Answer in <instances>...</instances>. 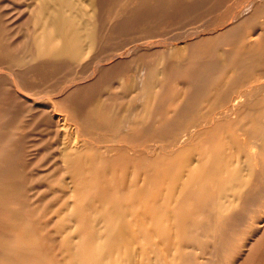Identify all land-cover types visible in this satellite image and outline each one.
I'll return each mask as SVG.
<instances>
[{
  "label": "rangeland",
  "instance_id": "374dc122",
  "mask_svg": "<svg viewBox=\"0 0 264 264\" xmlns=\"http://www.w3.org/2000/svg\"><path fill=\"white\" fill-rule=\"evenodd\" d=\"M43 1L0 0V249L33 230L42 263L64 264L61 245L91 229L88 216L108 201L111 184L141 185L150 176L157 193L178 181V163L165 156L195 124L183 143L192 158L223 143L228 165L241 171L223 188L199 183L202 199L191 213L155 215L150 224L163 223L168 236L163 264H264V135L255 132L264 116L241 111L264 110V49L260 69L247 70L241 84L225 80L233 69L209 82L222 51L243 44L236 37H257L264 0H51L65 32L42 41L53 29ZM65 42L72 51L56 52ZM141 92L148 112L136 119ZM208 129L210 140L199 143ZM74 205L82 208L69 214ZM171 220L175 227L165 225Z\"/></svg>",
  "mask_w": 264,
  "mask_h": 264
},
{
  "label": "bare ground",
  "instance_id": "6f19581e",
  "mask_svg": "<svg viewBox=\"0 0 264 264\" xmlns=\"http://www.w3.org/2000/svg\"><path fill=\"white\" fill-rule=\"evenodd\" d=\"M51 3V0L43 1L41 7H50ZM49 9V12L47 14H44L43 16L45 18V21L49 22L53 29H51V31L49 32L44 33V35L42 36V41L47 40L50 34H54L56 33V31V34L61 33V35L65 32L63 25V15L61 11L57 7L52 6ZM261 23V28L255 32L257 34L256 38L250 35L252 32H246L244 35L236 37L233 41L236 43H241L242 41H244L243 44L241 43L231 49H224L222 51V53H225V56L222 57V63L220 64V66L215 68L214 73L212 74L211 78H209V82H217L220 78L219 75L221 73L233 69V73L231 74V76H228L225 80L229 81L231 85L237 86L245 81L246 77L244 78V74L247 70L253 72L256 69H260V67L257 66V64L255 65V63L257 62L256 60L261 54V51L264 49V13ZM76 33L77 32H75V35ZM70 51H72L71 47L67 42H65L63 46H61V48H58L56 52L66 53ZM258 64L261 63L259 62ZM150 79L151 78L148 76V78L146 79V84H149ZM157 84L160 85L161 82H155V85ZM243 93L244 92L239 93L238 97L240 95H243ZM141 96L142 92L139 94V99L135 102L136 106L131 113L135 116L136 119H139V117H143L148 112L146 101H144ZM145 96L148 98L149 92H147ZM234 98L235 96L232 99ZM254 108V105H252L251 107L246 106L245 108L243 107L241 111H244L243 114H255L258 116H264V110L260 109L259 107L256 109ZM219 112L220 111H218V113ZM64 113H66V111ZM59 119L60 117L57 116L56 120L58 121ZM136 119L134 121H137ZM223 119L225 122L227 121L225 117H223ZM202 121L204 122V119ZM222 121L223 120L219 122ZM120 122L121 123L119 126L121 127L123 120H121ZM70 123L72 124V121ZM218 127L219 123H217L213 127V129H217ZM198 129L200 128H198V126L196 127V125L194 124L190 131H187L185 133L183 132L184 134L178 135L175 138V142L180 143L181 146L174 150L175 154L170 153L172 152L170 151L169 154L165 156L168 157V159L171 161V164L178 163L179 171L181 172L177 173L176 176H174L178 178V181L172 184V186H169V190L168 187H166L167 190L165 192H162V190H160L159 188L157 190V193H153V187L155 186L153 185V182H150V176H144V179H142L143 182L141 181V185L130 183L126 187H119L111 184L108 187V201H106L105 205L100 209L92 210L91 215L88 216L87 224L91 229L82 230L80 232L78 231L79 233L71 234V237H75L76 240L71 241L68 236L67 241L61 245V252L64 254V264H163L162 258L165 256L164 250H167L168 248L166 247L168 245V236H166V234H164L163 232L161 233L160 231L161 225H163V223L159 224L157 227H153L150 224L155 215L164 216V218L167 220L168 217L174 219L175 212L188 210L192 211L193 208L198 207L197 204L199 199H202L201 191H199L200 188L197 186L199 185V183L205 181L217 184L221 182L220 187L223 188L224 184L233 181L238 175L239 171H241V167L239 166L230 167L228 165V163L231 162L230 155L225 151L226 144L224 145L223 143H219L217 146H214L210 150H208V148H202L198 151V155L192 158L191 149H188L189 147H184L183 143L187 142L192 137L191 131ZM208 131L209 129L207 131H204L206 133L205 135H196L197 137H200L198 141L199 143L202 144L205 141L204 139H209V135L207 134ZM255 132H257L259 135H264V128H261V126L257 124L255 125ZM255 138L257 139V137ZM80 140L81 139L78 138V135L75 134L72 142L70 141L72 148L77 149L78 142ZM254 147H256V143L254 144ZM177 154L181 155L182 159H178V157L177 159H175V156ZM157 163L158 166H166V164L163 163L162 157L158 158ZM166 163L168 165V162ZM182 170L184 171V173L182 172ZM155 174H158V172H156ZM21 187L23 186L21 185ZM97 187L105 188L106 186L99 183ZM69 193L71 194V196H73L75 194V188H70ZM171 202L174 204V209L169 210L167 208L166 210L164 204ZM80 208L82 207H75L74 205V208L71 210L70 207L68 210L69 214H77ZM204 215L207 217V214ZM70 218L74 220L75 224V219L71 216ZM148 218L149 220L147 221ZM165 225L169 227H175L176 222L174 220H171L170 222L167 221ZM39 238L40 237H38V235L33 230H31L29 233L24 232L21 235L16 234L12 236V238H10L4 244L3 248L0 249V264H43L42 262H44V260L41 257L42 255L35 254L33 252L35 250L36 241Z\"/></svg>",
  "mask_w": 264,
  "mask_h": 264
}]
</instances>
